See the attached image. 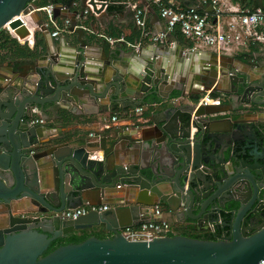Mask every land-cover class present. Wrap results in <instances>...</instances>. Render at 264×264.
<instances>
[{"label":"water","instance_id":"water-1","mask_svg":"<svg viewBox=\"0 0 264 264\" xmlns=\"http://www.w3.org/2000/svg\"><path fill=\"white\" fill-rule=\"evenodd\" d=\"M74 1L63 4L73 7ZM113 1L89 3L101 13ZM185 4L214 9L198 0ZM35 13L41 11L30 0H0V30L12 29L24 43L38 28L53 40ZM71 30L78 33V43L66 40L68 47L61 50L48 41L47 53L30 74L0 81V264H264V223H254L264 207L259 200L264 191V83L255 78L264 74V66L253 67L233 55L184 50L169 33L174 45H157L160 51L153 55L123 50L132 59L124 58L110 71L114 58L107 56L103 65L93 62L83 29ZM194 82L199 85L189 91ZM173 91L180 94L173 96ZM207 91L239 104L231 107V115H218L224 103L198 104ZM152 94L179 103L167 107L154 127L121 136L128 139L126 154L109 150L101 157L74 140L59 142L49 125L29 122L35 106L51 110L58 105L82 115L92 105L96 113L101 104L111 110L121 104L135 108ZM247 107L259 108L262 117L247 120ZM122 186L130 197L126 202L117 201ZM86 202L111 206L76 219L52 213ZM161 203L203 228L229 214L222 223L229 232L215 233L214 239L173 234L145 241L127 239L119 231L154 219L148 207ZM94 227L109 235L45 254L55 239Z\"/></svg>","mask_w":264,"mask_h":264},{"label":"crops","instance_id":"crops-1","mask_svg":"<svg viewBox=\"0 0 264 264\" xmlns=\"http://www.w3.org/2000/svg\"><path fill=\"white\" fill-rule=\"evenodd\" d=\"M77 4L73 7H67L63 3L66 4L67 0H58L53 1L55 4V15L62 22L63 19L69 18L71 21V25L67 31H62L58 37H54L53 40L50 37H45V33L40 29L36 28L35 31V42L34 44H28L26 42L19 41L20 45L28 44L31 51L27 52L24 49L18 48V51L13 52L14 55H8L6 53H12L8 48L0 51V81L2 82H10L18 76V74H30V70L32 69L35 61H39V59L47 53V42L49 41L53 47L55 45L57 49L68 47L66 40L69 43H78V33L71 30L72 26L80 27L83 29V40L89 44V48L92 49L91 54L92 61L95 63H99L101 65L106 61V57L110 56L114 58L113 62L108 66L110 71L114 70L115 66H120L121 62L125 58L130 60L132 57H128L125 54V57L122 55L123 50H131L138 49L147 54L153 55L158 48L157 45L162 43L154 44L148 40L142 42L139 48H133L127 42L135 43L140 38V31L137 27L134 18H133V9L131 7L132 3H136L138 0H116L113 1L106 10L103 9L101 13L95 14H86L84 16L79 15L84 9L83 0H76ZM178 3L186 6L185 0H175ZM194 1V0H191ZM199 1V0H198ZM232 3L236 5H240L241 7H254L256 5H261L264 3V0H230ZM44 2V3H43ZM48 2H52L51 0H40L37 5H45ZM187 7V6H186ZM209 11L213 19H215V11L208 9H200ZM77 11V12H76ZM33 18L36 20L41 19L43 24H46V16L41 12L39 15L34 14ZM33 25V24H32ZM35 25V24H34ZM162 27H165V21L161 18L159 14V9L157 6L153 5L149 10L148 16V28L152 31H158ZM50 33L52 32V27H48ZM177 32V33H175ZM100 34H104L106 36H110L113 38L124 36L127 42H117L110 43ZM173 36L177 40V45H179L184 50H189L192 48H198L205 51H211L208 47H194V42L184 36L180 31L171 32ZM52 35V34H51ZM12 36V35H11ZM14 37V36H12ZM15 38V37H14ZM169 43H164L166 45H174L175 42L173 39L169 37ZM37 43V44H36ZM36 44V45H35ZM19 45V46H20ZM59 47V48H58ZM56 49V48H55ZM16 49H14L15 51ZM214 52V51H211ZM251 52L248 51L247 54ZM244 53L234 54L233 56L241 58ZM256 59L245 60L250 63L253 67L264 66V51H259ZM258 58V59H257ZM158 59H161L159 56ZM192 63L189 66V72L192 71ZM92 69H98L97 66H93ZM262 74H255L256 79H260ZM92 76V75H91ZM197 76V74H195ZM34 77L38 78V75L34 74ZM262 79V78H261ZM199 84L194 82V87L190 88L189 91L195 90V86ZM138 92V91H137ZM135 92V93H137ZM140 95H143L139 92ZM180 92L173 91V96L179 95ZM152 97V99H151ZM224 104L222 105V112L217 113L221 116H229L232 114L231 107H235L239 104V100L231 101L227 96H223ZM147 100L140 102L139 105L144 104H152L148 105L144 110L143 114L137 116L134 113V108L132 106H124L121 104L118 107H113L111 110L109 105L101 104L99 107V113H96L97 108L95 106H91L88 113H84L82 115H74L70 113L68 110L60 107L53 106L51 110L42 109L40 106H37L40 109L38 114H35L38 117H42L46 120L44 125H49L52 128H55V132L53 136L58 138L59 142H67L69 140L76 141L77 145H84L88 149H94L96 153H98L101 157L104 156L109 150H115L119 154H126L129 151L128 148V139L125 137H121L128 134H133L131 131L133 129H142L145 127H154L156 124L161 123L164 118V111L170 105H178L179 101H164L160 98H157L155 94H152L150 98H146ZM180 101H187L186 99L180 98ZM142 100V98H141ZM155 102V104H153ZM249 107V106H248ZM245 108L247 111H251V114L246 116V119H260L262 114L259 108ZM113 114H117L120 118V122L114 123L110 122L107 126L104 123L105 117H110ZM126 125H130L129 129ZM137 125L139 128H136ZM135 137V136H133ZM126 140V141H125ZM130 161V160H127ZM130 163V162H129ZM125 192V193H124ZM117 194L121 196L117 198V201L126 202L130 197L126 193V187L122 186L121 190H117ZM132 197V196H131ZM109 204V203H107ZM110 205V204H109ZM127 205V203H122L121 206ZM164 210L163 216L161 218L156 217L152 210L151 206L148 207V213L154 217L152 220L164 219L167 220L173 228L177 231V234H195L202 233L207 230V228H203L202 224H198L196 221L192 219H185L180 214H176L169 210L166 204H160ZM92 230L103 232L109 235V232L101 227H94Z\"/></svg>","mask_w":264,"mask_h":264},{"label":"built area","instance_id":"built-area-1","mask_svg":"<svg viewBox=\"0 0 264 264\" xmlns=\"http://www.w3.org/2000/svg\"><path fill=\"white\" fill-rule=\"evenodd\" d=\"M40 0H30L34 5L35 10L43 12L46 16V26L52 27V36L58 37L62 31H67L71 25L69 18L63 19L61 22L55 15L54 2H48L45 5H37ZM203 4L212 3L215 11V19L211 16L209 11L200 10L195 7H186L175 0H138L132 3L133 18L139 28L140 38L137 42H127L124 36L110 37L104 34L103 36L108 42L114 44L117 42H127L133 48H139L143 41L148 40L154 44L169 43V33L180 31L184 36L194 42V47H208L211 51L216 52L218 55H234L239 53L252 54V60L256 59L259 51H264V3L254 7H241L232 3L230 0H199ZM86 6L79 15L86 14H99L95 11L94 6L86 0ZM74 5L77 4L75 0ZM155 5L159 9L161 18L165 21V27L158 31H152L148 28V16L150 8ZM100 8V4H97ZM31 27V26H29ZM10 34L19 41H22L18 35L14 34L12 29L6 27ZM35 38H28L26 43L34 44ZM255 48L257 50H255ZM258 59V58H257ZM222 98L213 95L210 91L203 94L198 104H214L220 105ZM155 104V102L153 103ZM148 105H139L134 108V113L137 116L143 114ZM34 115L29 119L30 123L45 124L46 120L38 117L35 114L40 112V109L35 106L32 108ZM105 125L110 122H120L117 114L104 118ZM129 129L130 125H126ZM136 128H139L137 125ZM111 205L91 204L86 202L77 207L64 208L62 210L52 212L54 215H59L63 218L76 219L91 211L102 212L110 208ZM153 214L161 218L164 210L160 204L151 206ZM221 219L219 220V223ZM216 223H210L209 229L206 231L215 230ZM119 231L130 240H145L151 241L157 237L177 234L173 226L164 219L141 221L136 225L120 228ZM205 231V232H206ZM204 233V232H202ZM173 235V234H172Z\"/></svg>","mask_w":264,"mask_h":264},{"label":"trees","instance_id":"trees-1","mask_svg":"<svg viewBox=\"0 0 264 264\" xmlns=\"http://www.w3.org/2000/svg\"><path fill=\"white\" fill-rule=\"evenodd\" d=\"M175 33H177V32H175ZM19 45H20V43H19L18 39L12 37L8 31H4L2 29L0 30V51L8 48L10 50V52H12V53H10V54L6 53L7 56L8 55L10 56L12 54L14 55L15 53H13V52L18 51V48L24 49L27 52L31 51L28 44H24L22 46L21 45L19 46ZM14 49H16V50L14 51ZM257 49L255 48V50H257ZM241 58L245 59V60H250L252 58V54L251 53L250 54L245 53L244 55L241 56ZM213 95H216V93H213ZM228 216H229V214L223 213L222 218L224 219ZM227 230H228L227 227H221L219 224L216 227L215 232L206 231L204 233L189 234V236H193V237H197V238H204V239H214L215 238L214 234L216 232L220 235V234H222V232H225ZM172 234H174V233H171V235ZM93 235H96V236L101 237V238H104L107 236V234H105L103 232L92 230V228L91 229L76 230L72 233H69L65 237H60V238L52 241V243L50 244V246L47 249V251L45 252V254L51 252L52 250H54L55 248H57L60 245L68 244V243H78V242H81V241H83V240H85L88 237L93 236Z\"/></svg>","mask_w":264,"mask_h":264},{"label":"flooded vegetation","instance_id":"flooded-vegetation-1","mask_svg":"<svg viewBox=\"0 0 264 264\" xmlns=\"http://www.w3.org/2000/svg\"><path fill=\"white\" fill-rule=\"evenodd\" d=\"M262 78V79H261ZM261 78L259 81H262V83H264V74L261 75ZM224 98H223V101L221 103L224 102ZM259 200L263 201L264 202V191L262 192ZM221 219V222L219 223L216 222L217 224H215V230H213L212 232H215L216 231V227L220 224L221 227H223V221L225 220V218L223 219L222 217L220 218ZM219 219V220H220ZM254 223H256L257 225H261L262 223H264V207L261 209V211L259 212V214L257 215V217H255L254 219ZM222 224V225H221ZM217 225V226H216ZM209 228H207L208 230ZM229 232V229L225 232H222V234H220V236H225L227 233ZM217 233V232H216Z\"/></svg>","mask_w":264,"mask_h":264},{"label":"rangeland","instance_id":"rangeland-1","mask_svg":"<svg viewBox=\"0 0 264 264\" xmlns=\"http://www.w3.org/2000/svg\"><path fill=\"white\" fill-rule=\"evenodd\" d=\"M2 30H4V31H8V29L7 28H3ZM9 32V31H8ZM10 33V32H9ZM240 57V56H239ZM208 92V91H207ZM207 92H205V93H207ZM204 93V94H205ZM212 93H214V92H212ZM203 95V94H202ZM202 95H200V97L202 96ZM216 95H218V94H216Z\"/></svg>","mask_w":264,"mask_h":264},{"label":"bare ground","instance_id":"bare-ground-1","mask_svg":"<svg viewBox=\"0 0 264 264\" xmlns=\"http://www.w3.org/2000/svg\"><path fill=\"white\" fill-rule=\"evenodd\" d=\"M29 26H31V27H32V26H33V25H32V23H31V24L29 23ZM32 28H33V27H32ZM12 31H13V30H12ZM13 33H14V32H13ZM14 34H15V33H14ZM31 38H32V36H31Z\"/></svg>","mask_w":264,"mask_h":264}]
</instances>
